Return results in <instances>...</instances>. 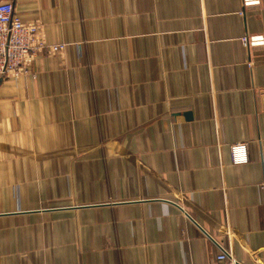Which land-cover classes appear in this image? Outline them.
I'll return each mask as SVG.
<instances>
[{
  "label": "crops",
  "instance_id": "obj_1",
  "mask_svg": "<svg viewBox=\"0 0 264 264\" xmlns=\"http://www.w3.org/2000/svg\"><path fill=\"white\" fill-rule=\"evenodd\" d=\"M9 2L66 47L0 83V264H264V0Z\"/></svg>",
  "mask_w": 264,
  "mask_h": 264
},
{
  "label": "built area",
  "instance_id": "obj_2",
  "mask_svg": "<svg viewBox=\"0 0 264 264\" xmlns=\"http://www.w3.org/2000/svg\"><path fill=\"white\" fill-rule=\"evenodd\" d=\"M261 0H243L244 8L260 5ZM42 25L26 23L15 11L13 4L0 3V80L11 74H27L30 72L32 62L43 52L58 55L63 52L65 44L49 45L42 32ZM242 44L264 45L262 37H245ZM230 154L234 166L246 165L250 162L249 145L238 142L231 146ZM219 249L217 261L220 264H245L235 255L216 242Z\"/></svg>",
  "mask_w": 264,
  "mask_h": 264
},
{
  "label": "water",
  "instance_id": "obj_3",
  "mask_svg": "<svg viewBox=\"0 0 264 264\" xmlns=\"http://www.w3.org/2000/svg\"><path fill=\"white\" fill-rule=\"evenodd\" d=\"M2 80H0V83H1Z\"/></svg>",
  "mask_w": 264,
  "mask_h": 264
}]
</instances>
